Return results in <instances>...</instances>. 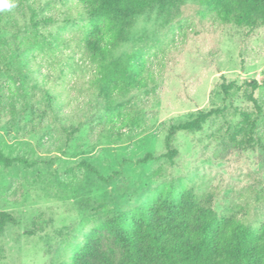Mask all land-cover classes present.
<instances>
[{
	"label": "rangeland",
	"instance_id": "rangeland-1",
	"mask_svg": "<svg viewBox=\"0 0 264 264\" xmlns=\"http://www.w3.org/2000/svg\"><path fill=\"white\" fill-rule=\"evenodd\" d=\"M11 2L0 11V150L31 166L0 163V213L15 220L0 235V264H66L84 245L93 264L117 263L120 237L106 225L166 184H183L220 218L264 227V25L223 24L197 1L169 22L157 10L138 16L112 58L141 53L144 85L114 96L113 118L92 86L79 0ZM223 83L241 88L226 95ZM217 109L200 131L173 137V161L138 162L167 153L173 125ZM243 111L257 118L251 148L238 142ZM82 162L119 175L104 183Z\"/></svg>",
	"mask_w": 264,
	"mask_h": 264
},
{
	"label": "trees",
	"instance_id": "trees-1",
	"mask_svg": "<svg viewBox=\"0 0 264 264\" xmlns=\"http://www.w3.org/2000/svg\"><path fill=\"white\" fill-rule=\"evenodd\" d=\"M189 1H197L216 13L223 24L249 30L264 25V0H79L88 21L83 43L91 62L96 64L92 86L108 102L113 118L118 116L114 96L144 85L145 65L139 52L119 59L112 58V52L130 41L138 16L157 10L169 22ZM245 86L252 90L249 102L260 113L262 109L253 95L260 83L251 80ZM222 88L228 95L230 90L241 87L223 83ZM219 114V109L199 111L194 118L173 125L166 137L167 153L159 157L147 153L138 162L147 164L160 158L173 161L178 155L172 147L173 137L178 132L200 131ZM240 116L239 145L251 148L255 144L257 118L245 111ZM18 162L31 166L26 159L8 157L0 150L2 165L11 167ZM80 166L107 184L119 175L114 172L104 176L87 162ZM10 223H15L12 216L1 212L0 235ZM106 226L119 235L123 258L117 263L105 260L104 264H264V227L252 229L235 217L220 218L209 203L196 200L183 184L159 187L147 202L119 213ZM93 255V248L84 245L66 264H93Z\"/></svg>",
	"mask_w": 264,
	"mask_h": 264
},
{
	"label": "clouds",
	"instance_id": "clouds-1",
	"mask_svg": "<svg viewBox=\"0 0 264 264\" xmlns=\"http://www.w3.org/2000/svg\"><path fill=\"white\" fill-rule=\"evenodd\" d=\"M15 7V4L11 0H0V11L11 10Z\"/></svg>",
	"mask_w": 264,
	"mask_h": 264
}]
</instances>
